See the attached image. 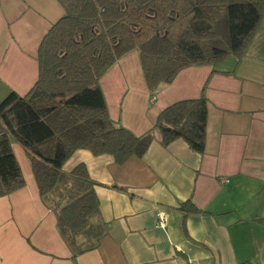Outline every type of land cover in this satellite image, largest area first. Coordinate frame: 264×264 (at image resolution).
<instances>
[{"label": "crops", "instance_id": "obj_1", "mask_svg": "<svg viewBox=\"0 0 264 264\" xmlns=\"http://www.w3.org/2000/svg\"><path fill=\"white\" fill-rule=\"evenodd\" d=\"M63 13L56 0H0V103L33 87L40 42ZM99 85L109 118L135 136L151 131L169 105L203 92L204 153L156 139L141 158L118 165L110 155L76 151L63 171L85 166L105 235L97 249L73 257L12 143L25 186L0 198V264H264V19L240 60L187 67L154 98L137 51ZM189 202L198 212L185 209Z\"/></svg>", "mask_w": 264, "mask_h": 264}, {"label": "trees", "instance_id": "obj_2", "mask_svg": "<svg viewBox=\"0 0 264 264\" xmlns=\"http://www.w3.org/2000/svg\"><path fill=\"white\" fill-rule=\"evenodd\" d=\"M56 1L64 13L40 42L35 84L0 103V198L25 186L11 148L16 143L42 203L55 214L59 235L76 257L97 249L105 235L96 184L85 166L63 171L76 151L110 155L121 165L141 158L156 139L163 146L181 140L198 154L205 150L203 92L169 105L151 131L135 136L109 118L100 79L137 51L154 98L159 86L187 67L214 66L230 56L240 60L264 19V0Z\"/></svg>", "mask_w": 264, "mask_h": 264}, {"label": "built area", "instance_id": "obj_3", "mask_svg": "<svg viewBox=\"0 0 264 264\" xmlns=\"http://www.w3.org/2000/svg\"><path fill=\"white\" fill-rule=\"evenodd\" d=\"M167 220H166V218H165V216H163L162 214H159L158 216H157V225L160 227V228H162V229H164L165 227H166V222Z\"/></svg>", "mask_w": 264, "mask_h": 264}]
</instances>
